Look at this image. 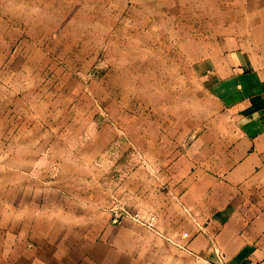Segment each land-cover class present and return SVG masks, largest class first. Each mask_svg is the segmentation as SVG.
I'll use <instances>...</instances> for the list:
<instances>
[{
  "label": "crops",
  "instance_id": "1",
  "mask_svg": "<svg viewBox=\"0 0 264 264\" xmlns=\"http://www.w3.org/2000/svg\"><path fill=\"white\" fill-rule=\"evenodd\" d=\"M260 30L264 0H0V264H264V39L250 32ZM56 45L191 47L204 115L160 137L169 152L129 145L144 161L112 193L139 219L114 222L119 200L103 195L107 149L126 144L123 108L76 87L84 102L38 118L24 84L3 80L9 62L36 61L26 50ZM10 111L31 129L10 134Z\"/></svg>",
  "mask_w": 264,
  "mask_h": 264
},
{
  "label": "rangeland",
  "instance_id": "2",
  "mask_svg": "<svg viewBox=\"0 0 264 264\" xmlns=\"http://www.w3.org/2000/svg\"><path fill=\"white\" fill-rule=\"evenodd\" d=\"M250 32L251 37L258 35L264 39V30ZM190 51L191 47L175 45L47 46L41 47V55L26 50V53L34 55V62H9L10 77L3 80L9 82L10 89L17 83L24 84V107L34 111L38 118L43 115L44 107L59 110L73 103L84 102L80 94L72 92L76 87L83 88L82 91L89 96L87 102L91 104L115 102L123 108L114 112L117 116L120 114L118 119L122 127L119 136L126 144L109 146L107 152L114 153L115 157L105 160L108 172L104 176L103 195L105 199H111L114 189L127 185L125 182L129 171L144 161V157L135 159L127 151L129 145L132 151L154 152L162 149L169 152L172 150L170 142L161 141L160 137L181 133L178 131L180 128L188 133L193 128L194 117L204 115L206 110L203 106L208 99L194 78H189L193 70L192 63L187 59ZM17 69L23 70L25 76H12V70ZM31 90L37 93H30ZM15 96L10 93V107L15 105L12 100ZM24 107L20 111L23 116L20 120L28 122ZM15 113L10 111L9 133H15L17 128L21 132L31 129L26 124L17 126V123H11ZM130 131L138 139L136 144L130 139ZM145 132L149 135V141L143 138ZM153 137H157L158 141L152 142ZM113 199L119 200L113 207L109 206L114 210V222L127 216L139 219L126 207L124 200ZM140 222L145 220L141 218Z\"/></svg>",
  "mask_w": 264,
  "mask_h": 264
},
{
  "label": "built area",
  "instance_id": "3",
  "mask_svg": "<svg viewBox=\"0 0 264 264\" xmlns=\"http://www.w3.org/2000/svg\"><path fill=\"white\" fill-rule=\"evenodd\" d=\"M136 217H137V216H136ZM152 221H153V219H152V218H150V220H149V222H148V223H149V225H151V226H153V222H152Z\"/></svg>",
  "mask_w": 264,
  "mask_h": 264
}]
</instances>
